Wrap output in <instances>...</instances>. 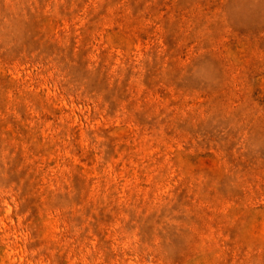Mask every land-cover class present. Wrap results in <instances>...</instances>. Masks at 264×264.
<instances>
[{"label":"rangeland","instance_id":"rangeland-1","mask_svg":"<svg viewBox=\"0 0 264 264\" xmlns=\"http://www.w3.org/2000/svg\"><path fill=\"white\" fill-rule=\"evenodd\" d=\"M0 264H264V0H0Z\"/></svg>","mask_w":264,"mask_h":264}]
</instances>
